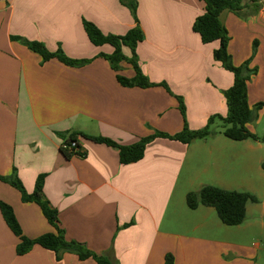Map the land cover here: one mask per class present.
Listing matches in <instances>:
<instances>
[{
  "label": "crops",
  "instance_id": "crops-1",
  "mask_svg": "<svg viewBox=\"0 0 264 264\" xmlns=\"http://www.w3.org/2000/svg\"><path fill=\"white\" fill-rule=\"evenodd\" d=\"M137 1L144 33L137 48L140 67L173 95L162 86L123 87L117 75L132 79L134 70L123 64L115 72L99 57L111 55L113 48L90 42L84 20L106 35L124 36L134 28L120 0H0V176L16 171L32 193L37 178L46 175L44 197L59 212L66 239L117 264H165L168 255L174 264H259V245L233 243L216 210H191L187 195L207 185L236 191L243 183L261 203L264 184L252 188L247 177L264 164V144L234 142L220 132L191 145L156 139L143 160L126 166L118 149L81 137L83 157L67 159L61 151L59 134L82 133L132 146L156 132L180 133L184 118L175 96L185 101L192 131L204 129L212 116L227 115L222 92L234 85V75L214 60L218 43L204 45L192 29L204 3ZM245 3L243 15L226 11L221 20L233 65L250 61L249 68L256 70L247 89L250 106L263 105L249 125L259 136L264 134V0L257 13ZM13 37L42 43L50 52L61 46L68 58L91 62L81 68L57 59L42 65L39 54ZM0 203L12 207L27 238L54 232L38 205L23 203L20 192L1 181ZM256 220L264 229V209ZM18 244L0 210V264H97L38 245L19 256Z\"/></svg>",
  "mask_w": 264,
  "mask_h": 264
},
{
  "label": "trees",
  "instance_id": "trees-1",
  "mask_svg": "<svg viewBox=\"0 0 264 264\" xmlns=\"http://www.w3.org/2000/svg\"><path fill=\"white\" fill-rule=\"evenodd\" d=\"M199 1L204 3L205 11L196 18L192 28L193 32L200 36L201 42L204 45L218 43L219 46L214 50L213 58L216 62L220 63L226 71L234 75V85L230 89L222 92L228 108L227 115L212 116L204 129L192 131L187 124L185 101L182 97L175 96L179 103L180 112L184 118V128L180 133L169 135L156 132L152 136L144 138L132 146H121L110 139L93 137L82 133H73L69 136L59 134L60 138L63 140V144L71 148V150H64L61 148L62 153L67 159H71L74 156H84L78 143V138L81 137L96 144H104L118 149L120 163L122 165L135 164L143 160L147 146L156 139H166L180 142L184 145H191L196 141L215 136L217 132L210 131V129L217 120L223 123L222 134L229 140L234 142L250 140L264 144V134L258 136L249 130V125L258 120L259 112L263 107L262 104L251 107L248 101L247 84L250 77L256 73V70L249 68L250 61L240 67L233 65L231 56L228 52L230 37L221 20L222 14L226 11L236 15H243V11L247 8L246 1L251 3L252 13H257L262 7L261 0ZM120 3L131 12L135 21L134 28L124 36L106 35L94 23L84 20L83 27L90 42L98 48L105 45H109L113 48L114 51L111 55L100 54L99 57L109 61L115 72H121L124 69L123 64H127L134 70L135 76L132 79H128L120 74L117 75L118 82L123 87L147 89L162 86L172 94L168 85H157L152 83L140 67L137 48L139 44L144 41V33L140 27L137 16L138 1L120 0ZM13 40L20 41L22 45L27 46L31 51L39 54L42 57V65L52 59H57L66 66L81 68L91 62V60H72L68 58L61 46L58 47L57 51L50 52L44 44L39 42H31L18 37H13ZM256 47L257 43L254 44V52ZM126 49L129 50V56L125 54ZM0 181L18 190L21 194L23 203H34L38 205L44 217L54 229V232L39 238H27L23 233L12 207L8 204L0 203V210L4 220L10 230L19 239V244L17 246V254L19 256L27 255L38 245L57 255L66 253L74 254L78 256L81 261L93 259L97 264H117L108 256H98L93 253L84 244L68 241L66 239V231L61 227L59 212L52 208L44 197L46 175H40L37 178L35 189L32 193L27 192L16 171H14L11 176H0ZM249 203L258 204L259 200L255 195L249 192L226 191L208 185L203 186L197 192H192L187 195V205L191 210H196L199 206L213 208L216 210L222 223L228 227L240 226L245 222L247 218V205ZM165 264H174V259L171 255L166 257Z\"/></svg>",
  "mask_w": 264,
  "mask_h": 264
},
{
  "label": "rangeland",
  "instance_id": "rangeland-1",
  "mask_svg": "<svg viewBox=\"0 0 264 264\" xmlns=\"http://www.w3.org/2000/svg\"><path fill=\"white\" fill-rule=\"evenodd\" d=\"M223 123L219 120L211 127L210 131L220 132L222 134ZM259 136H262L261 134ZM264 164H259L252 169L251 176L247 177L249 181L247 184H250L252 188L258 187L264 184ZM242 187L239 185L236 187V192H249L243 187V183H241ZM240 185V186H241ZM253 194L252 192H249ZM260 194L262 196V202L259 204L250 205V211L247 215L245 222L236 227H227L221 224V227L225 231L231 232V240L233 243L242 245L248 248H253L259 245V264H264V229H261L260 226H256L257 220L256 216L260 215V212L264 209V189L260 190ZM222 223V222H221Z\"/></svg>",
  "mask_w": 264,
  "mask_h": 264
},
{
  "label": "built area",
  "instance_id": "built-area-1",
  "mask_svg": "<svg viewBox=\"0 0 264 264\" xmlns=\"http://www.w3.org/2000/svg\"><path fill=\"white\" fill-rule=\"evenodd\" d=\"M73 145H75V144H73ZM61 148L64 149V150H66V149L71 150V148L68 147L66 144H62V147Z\"/></svg>",
  "mask_w": 264,
  "mask_h": 264
}]
</instances>
